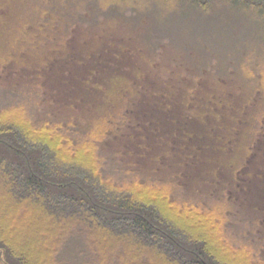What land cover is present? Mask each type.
<instances>
[{"label":"trees","instance_id":"1","mask_svg":"<svg viewBox=\"0 0 264 264\" xmlns=\"http://www.w3.org/2000/svg\"><path fill=\"white\" fill-rule=\"evenodd\" d=\"M184 12L193 17L179 20ZM236 14L250 34L230 44ZM109 24L136 36L150 102L196 115L182 138L197 132L198 147L213 138L223 147L225 131L241 130L243 160L217 192L189 188L181 169L198 158H174L166 173L108 146L134 126L132 84L101 123L81 124L45 109L38 82L0 81V264H264V212L250 214L229 191L264 138V0H0V45L12 40L0 68L44 63L77 29Z\"/></svg>","mask_w":264,"mask_h":264},{"label":"rangeland","instance_id":"2","mask_svg":"<svg viewBox=\"0 0 264 264\" xmlns=\"http://www.w3.org/2000/svg\"><path fill=\"white\" fill-rule=\"evenodd\" d=\"M184 15L187 19L193 17V13L184 12L178 19L182 20ZM249 25L247 15H233L225 28L228 43H243L250 34ZM9 40L11 35L6 33L3 45H0V60L7 58L6 42ZM139 53L136 36L123 26L100 25L92 31L77 29L66 49L44 63L28 58H18L11 63L5 61L7 65L0 68V81L6 86L38 82L44 95L41 102L45 109L70 113L74 121L81 124L101 123L102 117L119 104L120 93L126 90H123L124 83L132 84L137 95L126 112L134 119V126L122 135L115 136L108 146L121 150L124 158L133 160L142 168L166 173L179 165L174 163L177 161L174 158H198V161L187 165L189 171L184 167L181 169L182 180L189 188L195 189L201 185L205 190L217 192L224 181L230 180L231 168L243 160L240 156L246 150L245 142L239 138L242 131L238 130L235 137L225 131L224 148L214 138L207 148L198 147L203 146L204 139L197 132H193L190 141L184 140L183 131H192L194 127L187 125L183 130L182 126L187 119L197 123L196 115L177 106L157 108L150 102L145 88L148 87L147 76L151 77L152 73L142 67V61L137 56ZM139 71L146 74L142 79L137 76ZM138 86L144 89L139 90ZM198 128L199 132L204 130ZM195 147L196 155L192 154ZM252 151L239 170L237 188L230 186L229 191L241 201L242 209H247L250 214L262 215L264 138L255 143ZM157 158L161 161L158 162Z\"/></svg>","mask_w":264,"mask_h":264}]
</instances>
